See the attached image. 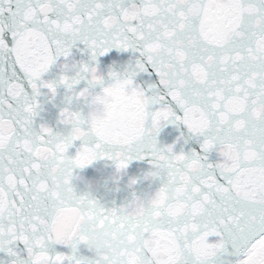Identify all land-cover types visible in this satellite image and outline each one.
Wrapping results in <instances>:
<instances>
[{"label": "snow or ice", "instance_id": "1", "mask_svg": "<svg viewBox=\"0 0 264 264\" xmlns=\"http://www.w3.org/2000/svg\"><path fill=\"white\" fill-rule=\"evenodd\" d=\"M213 22L224 42L202 35ZM113 52L131 59L105 74ZM61 89L63 129L37 128L39 98ZM81 103L86 113L72 110ZM168 125L180 135L164 146ZM101 161L116 191L134 162L148 165L122 207H102L93 183L76 191L78 171ZM141 182L157 185L147 200ZM72 218L81 223L60 238ZM106 232L171 233L170 264H264V0H0V264H114L84 243ZM130 251L115 264H148Z\"/></svg>", "mask_w": 264, "mask_h": 264}, {"label": "water", "instance_id": "2", "mask_svg": "<svg viewBox=\"0 0 264 264\" xmlns=\"http://www.w3.org/2000/svg\"><path fill=\"white\" fill-rule=\"evenodd\" d=\"M195 14V11L193 12ZM202 35L206 40H210L214 43L224 42L228 36V32L221 28V26L215 22L210 23L206 30L202 32ZM117 59L116 65H112L111 61L107 58H101L102 71L106 74L108 68L114 67L116 71H122L126 66L129 59H131L130 53L117 54L113 52L111 54ZM75 58L80 60L82 57L79 53H75ZM60 69H53V71L45 77V79H57ZM138 82L143 84V80ZM146 86V85H145ZM42 111L36 118V127L41 124H47L54 130H62L63 126L58 127L59 111L64 107V92L60 90L59 95L55 102L49 103L46 94H42L39 98ZM237 107L236 105L233 106ZM72 110L87 112V108L81 104H73ZM192 124L194 128L206 126V118L202 114L193 113ZM124 126L123 120L113 121L110 125V130H115ZM5 131L7 129H4ZM180 135L172 125H168L167 128L161 133L159 137L160 144L166 146L169 143H174L175 138ZM196 147L195 141H189L188 144H178L177 151L181 148L183 151L188 152L192 148ZM41 160L51 159V153L42 151L39 154ZM148 165L144 162H134L128 170V175L119 185V191H116L117 186L110 180L111 168H105L104 162H98L90 168L79 170L78 174L84 178L83 182H76V191L79 195H83L89 191L88 184L93 183V189L91 190L92 197L99 202L104 208H119L125 205V203L131 198V191L127 188V181L134 176H140L143 172L147 171ZM55 172V170H53ZM109 181L105 187L104 181ZM55 183V179L53 180ZM96 187H95V185ZM157 185L153 183L151 186L146 182L137 184L134 191L138 196H143L147 200L150 191H154ZM170 209L177 208L176 204L169 205ZM81 222L77 218H72L68 223H61L57 225V235L62 239H70L73 231L79 226ZM84 243L87 245L91 254L99 257L100 260L107 259L108 256H112L115 262L119 261L120 257H131L135 253L130 251L135 247L139 252L142 249L146 250L149 254L148 264H170V262L178 256V248L175 244V237L171 233L157 232V233H144L138 232L136 235L130 237L127 241H121L116 233H103L101 235H93L86 237ZM120 249V251H117ZM57 251L67 253L69 250L65 248H58ZM203 252V250H201ZM0 259H7V257L0 254ZM221 259L236 260V257H222ZM139 261V257H137Z\"/></svg>", "mask_w": 264, "mask_h": 264}]
</instances>
